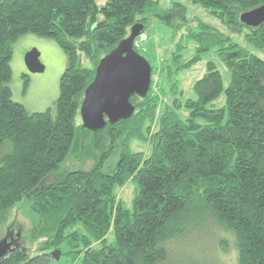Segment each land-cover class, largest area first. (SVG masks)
<instances>
[{"label":"trees","instance_id":"1","mask_svg":"<svg viewBox=\"0 0 264 264\" xmlns=\"http://www.w3.org/2000/svg\"><path fill=\"white\" fill-rule=\"evenodd\" d=\"M187 1L243 33L246 46L197 21L186 35L196 43L194 55L181 63L179 44L174 70L169 59L159 69L171 77L213 51L229 71L228 86L209 61L192 85L194 99H175L159 110L150 87L145 98H130V118L91 131L82 127L79 108L99 60L134 24L145 33L148 11L167 23L178 15L174 27L182 28L185 7L173 3L157 14L155 0L103 6L95 0H0V222L20 203L31 220L30 246L16 234L17 246L0 264H35L52 249L80 264H161L171 258V240L196 238L213 226L232 238L236 264H264V60L251 51L264 50V23L249 27L239 20L264 0ZM25 35L50 39L67 57L58 98L43 112L12 100L11 60ZM222 92L225 107L208 108ZM182 107L189 112L185 120L177 115ZM132 139L146 144V152L131 151ZM71 158L94 164L68 168ZM129 181L138 187L131 209L116 192ZM32 245L41 255H31Z\"/></svg>","mask_w":264,"mask_h":264},{"label":"rangeland","instance_id":"2","mask_svg":"<svg viewBox=\"0 0 264 264\" xmlns=\"http://www.w3.org/2000/svg\"><path fill=\"white\" fill-rule=\"evenodd\" d=\"M107 1L95 0L98 6L105 5ZM155 1L157 14L158 12H167L171 9L173 3H179L185 7L186 16V24L182 28L176 29L174 24L178 19V15H175L174 21L167 23L155 13L148 11L145 14L148 18V24L144 31L147 39L137 49L138 53L150 63L154 70L150 87L151 94L153 96L157 95L160 100L159 110L162 109L163 104L170 105L175 99L180 102L194 99L195 95L192 91V85L205 74L206 64L209 61H212L220 72L225 89L229 84L230 74L213 51L203 54L198 62L189 68L176 71L171 77H167L159 68L163 67L164 62L169 59L170 70H174L175 63L171 62L172 54L176 51L179 44L183 46L180 52L181 63L188 61L194 55L196 43L193 40H188L186 35L188 29L195 28L197 21L209 24L224 35L231 37L233 42L246 46L243 33L229 31L228 27L216 17L210 15L208 10L187 0ZM98 19H102V16H99ZM15 46L16 53L12 57L13 76L10 82L12 100L21 102L31 112H43L48 108H53L59 95V80L66 68V54L50 39L33 35L21 37ZM31 49H37L40 53L39 59L44 65L42 73H30L24 64V55ZM251 51L264 60V50L251 49ZM22 67H24L23 71H21ZM164 72L167 71L164 70ZM25 80H27V86H24ZM225 105V93L222 92L212 104L208 105V108H222ZM188 114V110L184 107L177 110V115L181 120H185ZM199 122L202 123V121ZM130 149L134 152H146L147 146L137 139H132L130 141ZM93 164L94 160L92 158L85 159L82 164L71 158L66 166L71 168L81 165V168H89ZM53 179H55V176L50 178V180ZM116 192L124 206L131 209V201L138 192L137 183L129 181L122 188H116ZM9 226L14 234L21 233L24 236L21 243L29 247L26 233L31 228V220L25 214L24 203L18 204L12 209L8 219L0 222V239L6 235ZM106 239L107 242L111 243L114 240L113 233H108ZM96 247H100L99 244ZM36 248L37 245L31 246L32 256L41 255V253L35 251ZM54 250L57 249H52L50 253ZM169 253L171 257L169 261L165 260L161 264H192L193 261L199 264H236V251L232 238L221 231H217L214 226L204 229L196 238L171 240ZM35 264H80V262L79 259H73L71 255L60 254L58 259L49 256Z\"/></svg>","mask_w":264,"mask_h":264},{"label":"water","instance_id":"3","mask_svg":"<svg viewBox=\"0 0 264 264\" xmlns=\"http://www.w3.org/2000/svg\"><path fill=\"white\" fill-rule=\"evenodd\" d=\"M239 20L249 27H257L264 23V4L241 13ZM142 31V24H134L128 37L99 60L94 78L85 89L79 108L83 128L98 131L107 123L114 124L119 120L128 119L135 112L130 98L146 97L151 85L152 67L133 48L135 38ZM39 56L37 49H31L24 55V64L28 72L44 71ZM16 241L17 238L8 240L7 236L0 239V260L15 249ZM59 255L58 249L51 252L55 259H58Z\"/></svg>","mask_w":264,"mask_h":264},{"label":"built area","instance_id":"4","mask_svg":"<svg viewBox=\"0 0 264 264\" xmlns=\"http://www.w3.org/2000/svg\"><path fill=\"white\" fill-rule=\"evenodd\" d=\"M147 36L145 33H140L139 36L137 38H135L134 42H133V46L140 47L141 44L146 41Z\"/></svg>","mask_w":264,"mask_h":264},{"label":"flooded vegetation","instance_id":"5","mask_svg":"<svg viewBox=\"0 0 264 264\" xmlns=\"http://www.w3.org/2000/svg\"><path fill=\"white\" fill-rule=\"evenodd\" d=\"M6 236L8 237V240L16 239V234H14L13 231H8L4 237Z\"/></svg>","mask_w":264,"mask_h":264},{"label":"crops","instance_id":"6","mask_svg":"<svg viewBox=\"0 0 264 264\" xmlns=\"http://www.w3.org/2000/svg\"><path fill=\"white\" fill-rule=\"evenodd\" d=\"M26 37H27V35H25ZM22 37H24V36H22ZM16 45V44H15ZM16 47V46H15ZM16 53V49H14V51H13V55ZM13 57V56H12ZM11 68H12V60H11ZM24 70V67H22L21 68V71H23ZM20 74V73H19ZM12 76H13V71H12ZM12 80V79H11ZM12 89V88H11ZM24 91H25V87H24Z\"/></svg>","mask_w":264,"mask_h":264}]
</instances>
